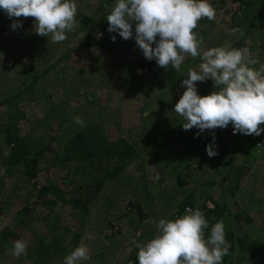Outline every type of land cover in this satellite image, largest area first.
<instances>
[{
    "label": "rangeland",
    "instance_id": "1",
    "mask_svg": "<svg viewBox=\"0 0 264 264\" xmlns=\"http://www.w3.org/2000/svg\"><path fill=\"white\" fill-rule=\"evenodd\" d=\"M84 1H75L77 15L80 12L85 13L87 7ZM213 1L209 0L211 4ZM213 7L216 10L215 18L201 20L205 28L210 29L208 31H213L214 43L220 42L215 46H222L226 42V39H222V34L227 37V28L223 21L228 19L221 6ZM13 19L22 21V28L13 31L10 27L13 20L0 10V66L3 67L0 68V84L5 88L9 87L5 93L28 86L35 81L34 78L38 80L45 77L49 84L46 85V90L40 89L39 95L37 88L30 95L33 105L25 110L23 119L16 124L21 135L32 139L43 135L47 137L45 141L54 138L60 145L69 131L77 126L73 122L75 116H80L84 122L92 116L99 117L108 141L126 139L136 148L139 156L127 164L118 178L107 182L99 191L96 190V183L93 187L94 175L91 168L79 169L75 166L77 164L74 167L70 166L73 164L60 167L45 161L40 162L36 177L24 184L20 180V172L14 173L15 168L10 169L11 175L4 172L8 169L2 163L4 164L9 150L0 137V230L8 227L17 234L16 239L0 250V264H32L36 252L31 251V259L26 256L28 257L30 248L34 246L35 239L42 238H45L44 245L47 247L42 254L43 264H63L59 251L66 249L69 254L81 242L88 246L91 256L89 261H82L81 264H131L133 260L127 258L136 251L137 244H144L143 232L149 229L157 233V222L161 218L170 219L176 211L175 205L181 201L182 194L194 193L195 208L208 200V197L213 195L216 199L220 195V191L213 193L210 188L220 180L216 178V163L222 164L219 155L209 159L199 137L193 136V129L183 130L182 124L185 121L179 123V120H170L173 123L166 125L167 118L169 120L171 117V108L174 109L179 99L169 100L170 102L165 100L161 107L154 110L156 103H148L149 93L142 94L138 87L122 79L130 77L136 61H146L134 39L124 40L117 36L114 49L100 55L97 54V49L84 47L77 48L74 52L72 49L82 43L83 33L76 36L71 31L66 34L65 41L53 43L51 35L44 37L36 34L35 18ZM134 29L135 23L133 34ZM261 51L260 49L257 53ZM259 57L258 54L253 56L258 59V63H262ZM257 66L259 65L253 67ZM152 67V72L138 68L135 73L153 79L154 82L161 78L164 68L158 67L156 63ZM1 77H4L3 82ZM95 93L94 100L92 94ZM27 94L22 93L18 98L17 106L21 107L20 110L29 98ZM20 99L22 103L19 102ZM5 111L7 112L6 105L0 106V121ZM46 117H49L48 120ZM171 127L177 131L168 136ZM218 132L221 135L218 151L225 145L228 151L235 152L238 163L244 159V151L241 152L238 145H235L236 137L239 145L247 150L250 147L248 144L255 145L260 151L258 154H263L264 134L258 137L233 135L231 125L223 130L218 129ZM160 137L163 141H160ZM54 145L55 143L50 144L45 150L46 157L51 154ZM181 156L191 163L186 165V169L175 171L172 166L179 162ZM246 167L248 171L242 178L241 189L245 186V189L252 192H244L242 196L231 197L226 201L232 210H235L233 205L236 202L241 210L249 211L253 222L250 224L252 230H248L252 237H259L263 242L264 158H254ZM48 184H52L59 192L56 199L62 197L64 202L49 198L56 200V206L54 210H49L52 211L49 215L53 216L45 219L48 208L35 206L33 196L34 189ZM28 191L32 193L29 194ZM76 195H81L86 200L91 199L86 208L81 207V203L76 208L71 206L69 201ZM26 203H31L41 219H32L30 222L29 228L38 232L37 235H33L29 229L15 225L17 213ZM206 205L208 208L213 207L211 203ZM136 223L139 225H135ZM135 227L138 230L135 231ZM54 233L57 234V243L50 250V240ZM16 240L27 242V254L19 258L13 257L10 252Z\"/></svg>",
    "mask_w": 264,
    "mask_h": 264
},
{
    "label": "trees",
    "instance_id": "2",
    "mask_svg": "<svg viewBox=\"0 0 264 264\" xmlns=\"http://www.w3.org/2000/svg\"><path fill=\"white\" fill-rule=\"evenodd\" d=\"M229 1L231 2L230 4L227 3ZM84 2L86 3L87 9L84 10L85 13L80 12L75 17L77 24L73 30L76 36L83 33L84 38L82 43H78L72 50L75 52L77 48L80 47L97 49V54L100 55L105 51L114 49V43L117 42L118 35H116V33L107 32L108 23L106 18L107 15L110 14L115 0H85ZM212 5H218V8L221 6L223 13L228 19L227 21H223L226 24L227 30L225 32L227 37L222 34V39H226V42L222 43V46L238 49L248 47L253 56L256 54H258V57L260 56L259 59H261L262 63H257L259 66L256 68L259 69L264 65V0H214ZM101 11L103 12L102 14ZM202 23L203 20L198 21L197 28L194 29V31L198 33L199 37L203 38V49L206 50L211 47H216L215 45L218 41L214 43L213 31H208L210 29L205 28V25ZM113 35H116L115 42L111 40V36ZM260 49L262 51L257 53ZM199 62V57L192 58L188 56L181 64L179 71L172 69L171 66H169L167 70L164 68L161 78L153 82V79L151 80L143 76H138L135 72L138 68L142 70L146 69L148 72L154 71L152 64H154L155 61L138 60L132 68L133 70L131 71L130 77H122V79L124 81H130L135 87H138L142 94L149 93L148 103L151 105L155 102L156 105L153 108L155 110L157 107H161L166 101H175L180 98L185 90L181 87L182 80L187 78V72L190 68L198 70ZM116 63L120 64V62ZM103 64H105V62ZM0 68L3 67L0 66ZM3 78L4 77H1L2 82ZM34 80L35 81L30 82L28 86H24L25 88H18L17 90L11 89L12 91L7 93H5V90L9 87L5 88L2 83L0 84V97H2L0 106L6 105L7 107V112L5 111V114L2 113V119L0 121V137L3 138L4 145L9 150V153H7V156L4 158V164L2 163V165L8 169L4 171L5 173L11 175V173H9L10 169L15 168L14 173L20 172V180L24 182V184H27L31 179L36 177L39 172L41 161H45L46 163L51 162L60 167H66L67 164H73L70 166L74 167V165L77 164L75 166L79 169H86V167L92 169L94 175L93 187L95 185L94 183H96V190L99 191L107 182L118 178L121 173L125 171L127 164L139 156L136 148L126 139L117 138L114 141H108L104 135V126L99 117L93 118L92 116L89 118L85 122V127L83 128L79 125L73 126L74 128L69 131L66 139L60 145L54 138H51V141H45L47 137L43 135L39 136L40 138L37 137V139L22 136L16 124L23 119L25 110L33 105V99L30 95L33 94L36 88L37 94L39 95L41 93L40 89L43 88V90H46L49 85L45 77H41L38 80L34 78ZM75 90L77 91V86ZM215 90L210 80L197 83V91L200 96H206ZM22 93H28L27 95L29 98L24 102L20 110L21 107H18L17 104L18 98H20ZM92 97L95 100L96 93L92 94ZM87 100L88 102L91 101L89 97ZM19 102L22 103V100L20 99ZM106 107L107 106H105L104 109H106ZM47 118L49 117H46V120H48ZM170 120H179V123L184 121L172 108L171 117L169 120L167 118L166 121L167 126L173 123ZM218 129L219 128L215 130H205L203 134L199 135V141L204 147L205 144L212 141L213 134L215 135L216 150L222 162L220 165L218 162L216 163V167L218 168L216 178L220 180L219 182L214 181L215 183L210 187L213 193L220 191V195L216 199L212 195L208 197V200H204L196 207L204 213L205 219L209 224V228L204 230L205 238L210 234L211 227L217 221L222 220L225 225L226 239L231 245L229 254L223 258V264H264V241L262 242L259 237L257 239L252 237L248 230H252L250 224L253 222L252 217L249 216V211L241 210L239 204L236 202H234L233 205L235 210H232L229 208L226 201L231 197L235 198L238 195L242 196L244 192H247V194L252 192L250 189H245V186L241 189L243 183L242 178L248 171L246 165L252 163L253 159L259 156L264 158V151L263 154L259 155L258 153L260 151H258L256 146L250 144H248L250 147L247 150L246 147L238 144L236 137L235 140L237 144L235 145H238L241 152L244 151V159L241 163H238L235 152L228 151L225 145L218 151V144L221 140ZM176 131L174 127H171L168 136ZM197 131L198 130L195 129L194 132L193 128V136H196L195 133H197ZM193 136L192 139L195 141V137ZM240 136L242 135L240 134ZM160 141H163L162 137H160ZM52 143H55V145L51 149V154L46 157L47 153L44 155V152ZM190 163L191 161L188 162L186 158L181 156L179 162L172 167L175 171H178L179 169H186V165ZM159 180L162 181L161 178ZM28 193L31 194L32 192L28 191ZM34 193L33 204L38 206V208L39 206H46L48 208L44 216L45 219H48L49 216H53V214L49 215V213L52 212L49 210H54L56 200H58L57 202H64L62 197L56 199V195H59V192L52 187V184L40 186L38 189H34ZM49 198H54L56 200L52 201L49 200ZM90 200L91 199L86 200L81 195H76L73 198L71 197L69 203L73 208H76L79 203H81V207L86 208ZM194 203V193H188L187 195L182 194L181 201L175 205L176 211L169 218L175 219L184 215L186 208L196 209ZM207 203H211L213 207L208 208L206 205ZM166 204H169V202ZM1 212L2 209L0 207V214ZM36 213L37 211H35L31 203H26L17 213L15 225L18 228L29 229L33 235H37L38 232L29 228L32 219H38L37 221L41 220ZM45 222L46 221H44V223ZM135 225L139 224L136 223ZM136 230H138L137 227H135V231ZM155 235L156 233L146 229L142 234V239L145 243L154 238ZM16 238L17 234L12 228L7 227L0 230V250L6 247L8 242ZM51 238L50 250H52L57 243V234H52ZM44 241L45 238L40 240L35 239L34 246L30 248V252L26 258L31 259V251L36 252L35 257L32 259V264L44 263L42 254L47 248ZM137 241H139V239H137ZM136 251L132 253L127 260L132 259L133 262H136ZM59 254H61L60 259H63L68 252L66 249H62L59 251Z\"/></svg>",
    "mask_w": 264,
    "mask_h": 264
},
{
    "label": "clouds",
    "instance_id": "3",
    "mask_svg": "<svg viewBox=\"0 0 264 264\" xmlns=\"http://www.w3.org/2000/svg\"><path fill=\"white\" fill-rule=\"evenodd\" d=\"M0 10L13 20V31L22 28V21L13 18H35L36 34L51 35L53 43L65 41L77 24L75 0H0ZM215 15L209 0H115L106 18V30L124 40L134 39L146 60H154L166 70L171 66L179 71L186 56L199 57L198 70H188L181 82L185 90L174 105V112L185 121L183 130L197 129L198 138L205 130H223L231 125L233 135L261 136L264 65L253 67L258 61L248 47L203 49V38L194 29L202 18L213 20ZM116 35L111 36L112 42ZM206 80L212 81L216 90L200 96L197 83ZM73 122L85 127L80 116H75ZM216 148L213 134L212 141L205 145L209 158L218 154ZM208 228L199 208H186L185 214L175 219L161 218L154 238L136 245V262L131 264H223L231 247L224 222L217 221L205 238L204 230ZM10 252L16 258L26 255L27 242L16 240ZM90 259L88 246L81 242L63 258V264H81Z\"/></svg>",
    "mask_w": 264,
    "mask_h": 264
}]
</instances>
